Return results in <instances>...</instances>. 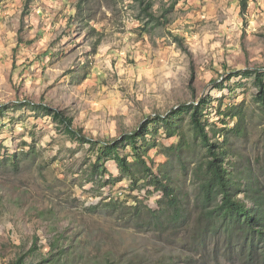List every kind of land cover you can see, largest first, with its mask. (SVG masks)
<instances>
[{
    "label": "rangeland",
    "instance_id": "374dc122",
    "mask_svg": "<svg viewBox=\"0 0 264 264\" xmlns=\"http://www.w3.org/2000/svg\"><path fill=\"white\" fill-rule=\"evenodd\" d=\"M151 1L157 16L173 6L166 27H145L131 0H0V158L16 160L0 164V264L34 241L23 264H241L219 255L222 235L205 238L203 253L190 251L206 222L197 170L207 154L188 114L174 121L173 137L160 123L145 136L155 145L146 160L167 174L183 210L175 223L165 212L155 225L148 210L157 212L160 193L141 173L131 190L110 160L108 174L120 181L93 183L88 145L14 104L42 102L88 137L111 140L209 98L201 120L225 144L226 167L236 180L251 171L264 191V110L253 78L219 84L227 73L264 67V0H248L243 16L238 0ZM168 31L184 38V49ZM180 140L179 152L169 150ZM119 154L132 161L127 144Z\"/></svg>",
    "mask_w": 264,
    "mask_h": 264
},
{
    "label": "trees",
    "instance_id": "16d2710c",
    "mask_svg": "<svg viewBox=\"0 0 264 264\" xmlns=\"http://www.w3.org/2000/svg\"><path fill=\"white\" fill-rule=\"evenodd\" d=\"M29 1L25 0V7L28 6ZM131 1L136 5L139 19L145 27H166L169 23L167 13L173 9L172 5L164 10L163 14L157 16L153 11L151 0ZM238 3L240 15L243 16L248 7V0H238ZM167 33L180 49H184V38L169 31ZM222 67L225 68L226 66L223 65ZM238 76L241 79L253 78L254 85L257 88L256 100L264 110V67L227 73L219 84ZM209 103L210 100L207 98V100L200 99L196 103L183 104L178 109L170 110L166 115H158L155 118L148 119L137 130L123 134L120 139L111 140H98L88 137L82 129L73 126L71 117L63 111L55 110L42 102L23 101L14 104L22 107L28 106L32 111L41 112L42 115L51 117L54 122L63 127L65 135L76 139L80 144L88 145L89 174L93 183L97 180L98 183L106 186L120 181L119 178H114L108 174L106 168V163L114 160L119 167L121 176H126L129 179L131 190L136 188L138 181L143 180L148 188H152L153 192L160 193L161 200L159 201L162 204L157 212L148 210L155 225H159V220L162 219L165 212L171 214L172 220L170 219L167 222L175 223L183 218V210L174 189L165 180L167 174L161 175L154 168L153 162L150 160L151 164L149 165L146 160L145 156L155 145L149 144L145 136L150 124L160 123L165 127L166 136L173 137L177 133L173 129L174 121H177L181 114H188L191 131L199 139L207 154V159L198 166L197 170L202 174L199 193L202 217L205 218L206 222L202 224V230H197L196 246H192L190 251L194 249V253L199 255L206 250L205 246H201L204 244L205 238L208 236L215 238L217 235H222L223 246H220L222 253L219 255L224 253L227 258L228 255H232L241 264H264V191L251 171L248 170L241 179L236 180L232 170L226 167L227 150L225 144L220 142L216 133H214V138H211L207 130V121L203 122L201 120L203 108L208 106ZM2 106L0 105V108ZM182 141H178L179 146L177 145V147L171 145L169 150L179 152ZM224 141L226 142L227 139L224 138ZM121 143L130 147L131 162L119 154ZM176 155L178 157L179 153ZM15 161L14 157L11 158L10 156L0 158V164L2 165L8 162L15 166ZM138 173L142 174L140 180L137 178ZM117 202H108L105 205L110 206L111 204L114 206ZM58 238H61V235ZM56 243L57 239L52 243V246H56ZM35 249L36 244L34 241L27 253L19 256L11 264H23L26 256L32 254ZM187 264H194V262L192 259H188Z\"/></svg>",
    "mask_w": 264,
    "mask_h": 264
}]
</instances>
